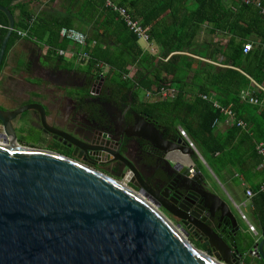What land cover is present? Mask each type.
Masks as SVG:
<instances>
[{"label": "trees", "instance_id": "obj_1", "mask_svg": "<svg viewBox=\"0 0 264 264\" xmlns=\"http://www.w3.org/2000/svg\"><path fill=\"white\" fill-rule=\"evenodd\" d=\"M111 1L128 9L144 26L150 43L160 53L158 56L146 53L120 16L104 9L100 16L101 19L104 16L103 26L86 40L83 49L90 59L87 68L96 77L94 65L107 66L109 74L104 78V92L120 99H129L131 92L137 98L136 87L138 92L158 90L161 86L176 91L172 100L144 103L142 108L161 127L165 137L178 140L181 129L217 179L236 180L233 184L238 188L242 186L237 180L239 177L254 192L248 205L258 237L250 239L247 250L251 251L255 242L264 238V192L260 190L264 169H260L262 159L257 154V146L264 142V15L250 6H235L233 0ZM0 6L13 14L20 12L6 51L20 40L19 32L31 31L38 41L47 39L48 45L54 48L57 45L51 43H58L62 30L72 28L62 20L43 19L31 28L33 14L25 2L0 0ZM0 26L4 41L9 20L2 12ZM206 26L211 28L214 37L225 35L227 42L198 43ZM248 42L257 45L252 52L244 54V45ZM131 70L135 72L132 79L128 78ZM247 89L255 91L259 105L242 100V93ZM206 95L232 110L238 120L248 123L247 131L233 127L221 133L219 125L226 117L213 102L204 99ZM30 144L35 147L34 143ZM193 159L196 164L197 158ZM195 246L206 251L199 244ZM258 263L264 264L260 259Z\"/></svg>", "mask_w": 264, "mask_h": 264}, {"label": "water", "instance_id": "obj_2", "mask_svg": "<svg viewBox=\"0 0 264 264\" xmlns=\"http://www.w3.org/2000/svg\"><path fill=\"white\" fill-rule=\"evenodd\" d=\"M0 12L9 20L0 49L1 67L16 20L9 9L0 6ZM103 83L100 80V87ZM32 109L41 113L45 125L42 105L0 110V122L11 139L10 145L0 144V264L245 263L234 239L232 246L205 222L187 228L199 231L214 255L194 247L152 202L124 183L59 153L20 146L13 121ZM47 130L70 139L56 129ZM131 135L169 156L170 172L164 174L175 175L172 183L178 192L188 190L184 180L194 181L195 177L205 181L190 163L194 156L204 160L181 139L164 140L154 125L145 121L133 127ZM178 170L187 176L180 178ZM205 185L209 196L201 198V207L212 215L219 211L222 219L236 225L229 204ZM255 248L256 258L264 263V238Z\"/></svg>", "mask_w": 264, "mask_h": 264}, {"label": "flooded vegetation", "instance_id": "obj_3", "mask_svg": "<svg viewBox=\"0 0 264 264\" xmlns=\"http://www.w3.org/2000/svg\"><path fill=\"white\" fill-rule=\"evenodd\" d=\"M31 68L34 69V66ZM93 78L90 71L81 79L62 81L52 77V80L64 86H20L18 94L24 98L25 105L14 108L0 105V110L42 105L46 113V124H43L41 113L35 109L21 114L13 121L18 144L34 143L35 147L30 144L32 148L59 153L124 183L152 202L185 234L188 241L192 240L194 245L205 247V252H211V255H214V251L207 245L205 237L199 231H190L188 225H204L201 222H205L232 246L231 240L234 239V244L243 253L242 250L248 247L251 238L242 229L231 207L230 212L236 221L234 226L231 221L222 219L219 211L212 215L201 207V198L209 196L205 184H209L212 192L224 199L217 193L213 184L206 177L205 181L193 177L194 181L183 182L188 190L178 192L172 183L175 175L167 177L164 174V171L170 172L167 166L169 156L148 141L131 135L132 128L145 121L153 124L164 140L176 141L165 137L161 127L143 110L142 104L146 102L140 99L138 88H135L137 98H133L131 92L129 99H120L114 94L104 92V83L100 87V82L96 83ZM90 81L92 84L89 87ZM47 127L63 132L70 139L52 133ZM29 129L39 133L38 141L26 139L24 131ZM0 139L4 140V143L0 144H11V139L5 134L1 122ZM43 140H48V143L51 141L48 147L43 146ZM191 162L194 164L193 157ZM177 173L181 174L180 178L187 176L182 170ZM244 260L249 261V257L245 256Z\"/></svg>", "mask_w": 264, "mask_h": 264}, {"label": "crops", "instance_id": "obj_4", "mask_svg": "<svg viewBox=\"0 0 264 264\" xmlns=\"http://www.w3.org/2000/svg\"><path fill=\"white\" fill-rule=\"evenodd\" d=\"M21 1L26 3V7L33 14L32 20L34 21L33 24L30 23L31 28L36 23H38V20L40 19L62 20L64 21V23L72 25V28L65 27L66 29H71L82 34L83 36H85L86 40L96 35V32L100 29V26H103L104 16L102 17V19L100 16L101 14H104V9L115 13L112 9L106 6V3H104L103 0ZM98 1L102 2L103 8H100L102 4H100ZM262 1L264 2V0ZM233 3L235 6L240 5L237 0H233ZM13 15L17 23V20L20 17V12L17 11ZM2 30L3 28L2 26H0V49L3 43ZM19 34H23L26 36L22 37ZM205 35H208L211 39L201 41L204 40L203 37ZM18 37L20 40L5 52L2 65L0 67V105L2 106H5L7 108H14L16 106L25 105L24 98H22V96L18 94L20 86H64L61 83L56 82V80H52V77H56L58 80L61 79L62 81H67L71 78L81 79L87 72H90V70L87 68V65H82L77 60V53H79L80 50L76 47L75 44L70 42L67 38H63L61 35L58 38V43H51V45H57L54 46V48H51L48 45L47 39L42 42L38 41L35 37L32 36L31 31L19 32ZM227 40L228 38L225 35H218L214 37L211 34V28L209 26H206L204 27L203 32H201L198 38V43L224 44L227 42ZM94 44L95 43H93L92 45ZM253 44L257 45L256 42H254ZM144 51L151 56H158L160 53L159 48L155 44L151 43ZM61 52L63 53V55H60ZM199 59L214 63L203 58ZM221 60L222 57H220L219 62H221ZM31 66H34V69H32ZM91 73L93 74V72ZM95 74L96 77L94 78L97 79L98 74L96 71ZM108 74L109 71L107 72L106 77L108 76ZM253 83L256 84L254 81ZM257 87L262 89L258 85ZM247 90L254 91L253 89ZM144 92L155 93L154 91ZM145 102L153 103L156 101ZM225 123L226 121L219 127V131L221 133H225L226 131H228V129H230L225 125ZM244 123L248 125V123ZM221 130H224L225 132H222ZM237 180L242 182V187L244 188L245 192V189L247 190L248 187H245V184L241 178L237 177ZM224 182L230 188H232V190L237 192L239 196L244 200V202H249V199L244 196L245 194H243V196L240 195V189H237V187L234 186L233 182H236V180H232L231 178L227 177L224 179Z\"/></svg>", "mask_w": 264, "mask_h": 264}, {"label": "built area", "instance_id": "obj_5", "mask_svg": "<svg viewBox=\"0 0 264 264\" xmlns=\"http://www.w3.org/2000/svg\"><path fill=\"white\" fill-rule=\"evenodd\" d=\"M104 3H106V6L110 9H112L116 14L120 16V18L123 20V23L128 27V29L133 33V35L139 40L140 42H144L147 46L150 44L149 36L146 34L144 27L137 21L128 11L127 8L118 6L111 0H103ZM241 5L250 6L255 8L260 12L261 15H264V2L262 0H237ZM34 20H31V24H33ZM22 37H25L26 35L19 34ZM61 36L63 38H67L70 42L76 45V47L80 50L79 53H77V60L82 65H88L89 64V56L83 52V49L86 47V38L82 34L74 31V30H68L63 29L61 32ZM254 49V44L252 42H248L244 45V54H248L252 52ZM60 55H63L61 52ZM216 65H220L219 63H215ZM94 70L97 72V82L99 83L100 80H103L106 78L107 72L109 71V68L107 66H104L102 64H96L94 65ZM129 78V77H128ZM263 90V89H262ZM264 91V90H263ZM155 93L152 92H145L146 93V100L149 102L153 101H166V100H172L175 97L176 91L169 87V86H161L158 90H154ZM204 99L207 101L213 102L216 109L220 110L221 113L226 117V123L225 125L228 128L236 127L240 130L247 131L248 125L245 124L243 121L238 120L236 117V114L225 107L220 101H218L215 98L204 96ZM242 100L251 104V105H259V100L255 95L254 91L247 90L243 92ZM219 125V122H217ZM220 126V125H219ZM180 139L185 142L186 146L191 149L196 155H198V152L195 149V146L193 143L188 139V137L185 135V133L179 129ZM257 154L262 159V165L260 169H264V142L259 144L257 146ZM260 190L264 192V184L261 185ZM254 196V192L251 189H248L246 191V197L248 199H251ZM239 208V211L241 212V217L243 220L247 221L248 224V232L257 239L258 234L256 231V228L251 224L245 215V213L241 210L240 205H237ZM180 231V230H179ZM181 232V231H180ZM259 241H256L258 243ZM253 248V247H252ZM251 256L253 258H256L257 255V248L252 249Z\"/></svg>", "mask_w": 264, "mask_h": 264}, {"label": "rangeland", "instance_id": "obj_6", "mask_svg": "<svg viewBox=\"0 0 264 264\" xmlns=\"http://www.w3.org/2000/svg\"><path fill=\"white\" fill-rule=\"evenodd\" d=\"M204 40L201 41H206V40H210L211 38L208 35H205L203 37ZM140 47L143 50H146L147 47L144 42H140ZM221 44V43H219ZM133 70H131V73L129 75V78L132 79V77L134 76ZM139 95H140V99L144 100V101H148L146 100V93L143 90L139 91ZM222 132H225L224 130H221ZM25 135H26V139L28 141H38L37 137L39 135L38 132H36L35 130H26L24 131ZM51 142V141H50ZM49 142V143H50ZM0 143H4V140L0 139ZM48 140H43L42 144H44V147H48L49 145ZM20 146L25 147V148H32L30 144H28V142H23L20 143ZM199 155V154H198ZM203 159V158H201ZM197 163L195 164L196 167L199 169V171L201 172V174L204 175V177H206L215 187V189L218 191L217 193H219L229 204V206L231 207V209L233 210V212L236 214V217L238 218L242 229L250 236V238L253 240V236L250 234V232H248V224L247 221L243 220L241 217V212L239 211V208L237 207V205H240L241 210L245 213L247 220L251 223L254 224L253 219L251 217L250 214V207L248 205L247 202H244V200L239 196V194L237 192H235L234 190H232V188H230L224 181H222L221 179H217L216 176L209 170V168L207 167L206 163H203V161H201L199 158H197ZM191 174L195 175V172L192 169ZM237 189H240V195L243 196L244 194V188L242 186L238 187ZM256 239V238H254ZM189 242L193 244L192 240H189ZM195 246V245H194ZM196 247V246H195ZM197 248V247H196ZM244 257L248 256L249 257V261H251L252 264H259L258 263V259L257 258H253L250 255V251L246 249L242 250ZM247 264V263H244Z\"/></svg>", "mask_w": 264, "mask_h": 264}]
</instances>
